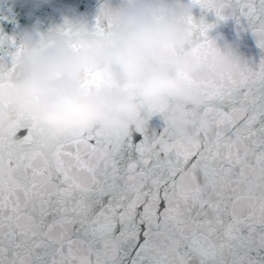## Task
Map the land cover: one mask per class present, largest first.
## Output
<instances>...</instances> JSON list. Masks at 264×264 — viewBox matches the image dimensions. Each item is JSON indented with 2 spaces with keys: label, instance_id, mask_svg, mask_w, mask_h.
<instances>
[{
  "label": "snow or ice",
  "instance_id": "1",
  "mask_svg": "<svg viewBox=\"0 0 264 264\" xmlns=\"http://www.w3.org/2000/svg\"><path fill=\"white\" fill-rule=\"evenodd\" d=\"M196 3L204 15L187 24L200 67L185 75L211 130L176 135L160 115L112 153L94 129L50 149L28 119L0 132V161L15 165L0 183V264H264V186L239 181L264 168V55L236 64L209 35L231 19L264 50V0ZM11 55L0 75L17 71Z\"/></svg>",
  "mask_w": 264,
  "mask_h": 264
},
{
  "label": "clouds",
  "instance_id": "2",
  "mask_svg": "<svg viewBox=\"0 0 264 264\" xmlns=\"http://www.w3.org/2000/svg\"><path fill=\"white\" fill-rule=\"evenodd\" d=\"M196 7V0H106L101 25L62 13L47 29L25 27L10 58L17 71L0 75L7 101L0 107V132L16 133L28 119L50 149L94 129L106 138L102 150L112 153L156 115L166 116L176 135L210 131L213 121L201 107V91L185 75L200 67L189 52L187 24ZM222 47L232 62H248L239 38H225ZM8 61L0 58V66ZM14 174V164L0 161V183ZM239 181L264 186V168L249 170Z\"/></svg>",
  "mask_w": 264,
  "mask_h": 264
},
{
  "label": "water",
  "instance_id": "3",
  "mask_svg": "<svg viewBox=\"0 0 264 264\" xmlns=\"http://www.w3.org/2000/svg\"><path fill=\"white\" fill-rule=\"evenodd\" d=\"M117 2L118 0H111L112 4ZM105 3L106 0H50L48 3L39 4L37 0H0V37L5 38L0 42V58L7 57L15 49L25 27L37 25L47 29L59 22L62 13L79 16L92 24L100 15ZM201 15L204 14L199 7L193 9V16L196 19ZM205 18L209 22L214 19L210 14H206ZM209 35L211 38H216V45L221 52L225 38L228 40L239 38L241 49L248 61H257L261 55H264V50L257 46L253 35L250 32L238 31L235 22L231 19L217 24ZM162 124V117L156 115L148 126L159 127Z\"/></svg>",
  "mask_w": 264,
  "mask_h": 264
}]
</instances>
